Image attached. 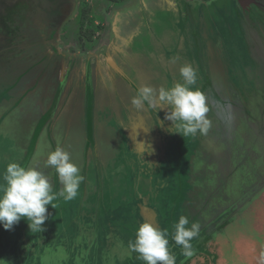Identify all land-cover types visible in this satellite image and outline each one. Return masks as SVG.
Listing matches in <instances>:
<instances>
[{
    "label": "rangeland",
    "instance_id": "374dc122",
    "mask_svg": "<svg viewBox=\"0 0 264 264\" xmlns=\"http://www.w3.org/2000/svg\"><path fill=\"white\" fill-rule=\"evenodd\" d=\"M32 1L33 0H0V83L9 82L11 84L13 81H16V87L10 94L11 96H14V93L18 91L17 93L19 96L18 99L15 98V101L12 104H1L2 102H7L9 96L5 97L4 95V100L1 99L2 102L0 101V123H2L3 120L4 122L6 121L5 124L2 125L4 126V129H0L2 132V136L0 137V173L3 172L4 167L10 161H15L19 164H22L25 155L29 153L30 159L28 162L26 161L27 167L37 168L39 171L47 175L50 180L53 171L56 178L57 174L55 173L54 169L51 167H46L45 161L47 159L48 153L54 151L57 145H59L70 154L71 161L80 168L81 174L85 176V181L80 184L78 195L72 201H64L63 198H58L53 201V203L56 204V208L52 209V212L55 213V215H53L55 218L58 217V213L62 210H65L72 216L75 215V211L80 209L84 210V208H88L89 211L90 209L91 211H97L99 207L102 214L106 213V211L108 212L110 208L115 210L118 207L117 203L120 200L121 193H124L125 195L123 201L134 198L139 199L142 194L140 192L139 186L141 182L145 180L146 183L151 182L152 184V191L151 188L150 191L154 193V195L151 196V204L154 203L156 205H163L164 202H167L169 207H173L174 210L175 208L177 209V206H180L181 204L178 210L180 215L181 211L184 210L183 215L187 216L189 219L197 216L196 222L199 223L201 227V219L206 212L205 210H201V208L205 205L203 203H206V201L209 200V194H213V208L216 205L214 204V200L220 196V192L226 197L227 189L230 185V176L233 175L235 170V165H230V159L232 163L236 164L241 162L242 158V162H244L247 158L253 157L254 154L251 151H248V149H243L242 153L237 152L240 150L239 147L241 148L243 146L244 148H247L249 145L245 143L246 141L244 138L241 136L238 137L235 134V131L238 129L237 124L240 125L244 121H249L251 117H254L256 114L258 115L262 110L264 111V90L259 91L264 86V65L262 71L255 70L252 77L253 83L251 85V91L244 94H242V90H240V93H238V91L233 88L237 86L236 84L238 83V80H235L233 74L234 72L232 73L230 69L231 67L233 69L235 68L236 71L238 70L242 74L243 72H247L246 69L248 67H251L248 57L241 53V46L248 47L252 58L256 61V56L253 54V49L251 48V43L253 40L259 45V48L262 49L264 53V27L260 25L261 22L258 24L259 27L256 26L253 29H249V27L245 24L246 27H244V29L246 31L241 33L240 29L238 30L239 23L236 20L234 21L233 15L230 19L233 20L232 23L228 20V23L231 24L230 26H227L228 32L226 30L227 27L224 25V21L221 18L218 20L212 19V25L210 24L209 26L210 30L208 31V28H201L198 30L200 36L197 37L194 42H198L200 45L205 46V54L203 53V55H199V59L197 60H193L190 55H187L186 57L184 56L183 62L180 63V65L190 63L193 67H196L198 75L197 86L206 95L207 104L210 109V111L207 113V117L209 120H212L211 122H213V152H211L212 149L210 150L207 148L208 151L213 153V170L210 171L206 168V160L207 158L209 159V156L211 155L205 154L203 157H199L198 154H201L202 156V153L204 152H201L200 149L196 150V148H200V143L202 141L199 142L198 140H195L194 142L193 137H182L179 133L173 132L172 134L175 133L177 136L176 138L173 137L170 140L175 143L178 141L180 146L178 149L175 147L176 150L173 149L175 152L172 151V156L169 154L170 156L165 160V162L162 163V165H154L155 174L153 172L150 174L148 170L137 171V169L143 168V166L138 163L139 156L137 155L139 154H137V152L139 151H132L130 149V142L125 141V139H122L121 136L114 147L112 156H110L111 153H105L103 156H98V160L100 161L98 163L100 164H94L92 161H90L93 159V157L97 158V150H95V146L98 143L97 139L100 138V135L102 136V134L99 132H101L103 128L101 125L99 126L98 124H95L93 125L94 128L92 131L91 129H86L88 127V122L86 120L84 123V117H82L78 111L80 99L77 88H74L71 97L70 92L69 97L66 98L65 101H68L67 105H65V102L63 101L57 104L54 115V118H60L61 122H63L64 119L67 121V123L69 120L71 121V129L68 131L66 136H64L63 132H61L62 124L59 122L60 120H57L55 124V120L52 122L48 120H42L43 116L49 110L52 98L49 92H43L41 89L43 85L42 81L47 83L45 85L48 86L53 82V79L47 74H44L42 78H40V74H38L37 69L34 66L37 58L41 55H39L40 51H43L41 50V45L38 44L39 36L37 35L40 31L38 29L39 25L43 24L42 20L44 19H41L42 16L40 17L37 11H35L33 8L34 5L32 4ZM78 1L80 4L78 8V14L73 13L74 16L67 15L61 19L58 18L59 20L54 18V20L57 21L58 26L57 32L53 36L54 50H57V54L62 53L67 55L68 58L73 56H76L77 58H86L87 53H90L92 54L91 56H97L100 66L101 64L103 65L104 62L102 60V55H109V53L112 52V43L114 42L112 38L113 35H115V28L117 27V24H119L118 26H121L122 24L120 22H124V20H126L125 16L122 15V7L125 5L128 6L131 11V15L135 19L141 18V13H143V17L145 18L147 15L145 14V11L142 10L144 7L142 8L140 1L138 0L129 1L122 6L109 4L104 0ZM179 3L181 4L183 13H187L188 10L189 14L187 13L186 15L189 16L186 17H191L192 15H190V10H194L195 8L200 14L213 15L212 12L210 13L209 9V6L211 5L210 1L201 2L194 0H179ZM217 3L219 5L223 4L222 1ZM82 9L87 10V18L94 21L93 25L90 27V30H92L91 32H93V44L91 46L88 45L86 37L81 39L78 37V16ZM165 15L167 14H162L164 20L167 19V16ZM176 15H178V13H174L172 17L176 18ZM106 19L107 21L105 22ZM253 20L255 21L256 19ZM128 22L129 21L124 22L123 26ZM147 22L149 23L151 21ZM144 24H146L145 21L143 22V28ZM97 25L102 26L103 30L101 32L95 31L94 28ZM169 25L170 23L167 20V23H165L163 29L169 27ZM22 26L23 28H21ZM85 26L86 23L82 28V35L86 34ZM143 28L141 29V33L144 31ZM138 30L140 31V28ZM155 31L156 34H159L161 29L155 28ZM151 34L152 31L150 34L148 33L147 36H143L142 39L145 40V42L154 43L152 46L154 51H159L160 53L162 52L161 49L165 51L168 45L165 44L164 46H161L156 44L155 39L154 37H151ZM154 36L157 35L154 34ZM228 36L229 38H231V36L235 38H233L231 41H228V50H225L226 53L224 54L225 41L226 37ZM158 37L160 40L161 34L160 36H157V38ZM241 37L242 39H240ZM169 38L170 40L167 41H170L171 44L172 39L171 37ZM180 40L181 42L179 45L181 46L183 38ZM218 40L224 41L220 42V47L213 45V41L219 42ZM147 45H150V43H147ZM43 47L49 50L48 45H44ZM231 49L236 50V55H239L237 58L235 55H230L231 52L233 54ZM51 50L52 49L50 48L49 52H51ZM30 53L33 58L27 57L29 58L27 59V62L23 61L25 62L23 64L24 67H10L13 62H19L17 57L20 54L22 55L18 59L21 61L22 56H27ZM109 56L111 57V55ZM34 57L36 60H34ZM210 59H212L211 63ZM7 66L12 70L6 71L8 69ZM8 73L9 75L13 76V78L10 79L12 82L8 80L9 76L8 78L3 77ZM73 82H75V80H73ZM255 89H259V93H255ZM251 92H253V94H251ZM213 94L215 95V99L213 98ZM101 95V91L96 92L97 97L101 98ZM71 101H74L77 109L75 108L74 110V105L72 103L70 104ZM92 102L93 106H95L93 107L94 114V112H96L98 109L97 106L101 104V101L99 102L97 98H93ZM257 106H261V108L258 109ZM81 108L82 107L79 106L80 112ZM152 109L156 112V109ZM79 116L80 118H78ZM93 116L95 117V122L97 123V115L94 114ZM83 123L86 129L85 139L83 136ZM169 123L171 125L169 126L172 128V122L169 121ZM113 124L115 123H113V119L111 118L107 127L113 129ZM160 124L161 121H157L156 128L160 126ZM59 127L61 131L59 130ZM212 127L210 129H212ZM156 130L157 129H155V131ZM116 131L118 132L117 128ZM208 133H210V130ZM209 135L210 134L201 135V140H205ZM89 137L90 139H93V141L95 140L92 153L91 151L88 150V152L86 150ZM197 139H199V134ZM209 143L211 144L210 141ZM112 145L114 146V144ZM236 147L238 150L234 149ZM179 152L183 153L181 155L180 173L178 175L177 170L175 169L173 171L172 168L176 160L178 162L180 161V157L177 158ZM196 155H198L196 162L200 164L199 166H201L199 167L200 170H194L189 166L192 165V160L196 157ZM86 157L89 161L86 160ZM256 158H259V156L256 155ZM85 160L86 162L84 163ZM171 161L173 163L170 169H168V162ZM172 179H174L173 183H171ZM206 182L213 183L211 186H208ZM0 183H2V181H0ZM52 186L54 193H59L62 187L60 181L57 184L52 182ZM190 187H192V190L200 189L198 196H196L197 198H195V200L192 199L191 202L189 199H187L188 196L186 197V193ZM89 191H91V193ZM255 196V199H258V196ZM145 198L146 196L141 197V200L144 201ZM255 199L252 202V206L253 209H257L256 211L259 214L254 215V226L248 212L245 216L239 217L244 231L237 233L234 237V232L231 229H221V232L214 234V239L216 241L218 239L220 242H223V250H220L219 253V249L216 252V250L213 248V264H240V260H238L239 257L240 259L242 258L247 260V257L249 256L247 253L248 248L245 247L242 242H240L242 236L241 234H243L242 237L247 236L250 240L261 238L256 228L259 230L260 226L264 222V212H261V210L264 209V205H260L263 204L264 198L260 199V201ZM209 203H211V200H209ZM151 204L149 205L151 206ZM152 206L155 207L154 205ZM208 208L209 205H207V210ZM244 208H246V206L243 207L242 210ZM208 211H210V209ZM139 213L141 218L144 219L141 209ZM153 213L155 214V212ZM215 215L216 214H214L213 211V218ZM67 216L70 218L72 217L70 215ZM148 217V220L152 219V221L155 222L156 216L150 217L148 214ZM220 224V222L217 223V227ZM133 227L134 226H132L131 229ZM56 228V230L50 233V236L54 235V241L52 243L60 245L59 243L62 241H60L59 238L61 237L64 230H61V225H56ZM237 228L240 231L241 228ZM12 229H14V226ZM66 236H69L68 232ZM46 240L47 243L44 244L49 247L51 245L50 238L49 240ZM61 240L63 239L61 238ZM89 240L91 241V239ZM234 240L236 241L233 242ZM53 247L55 246H51V249ZM114 247L115 245L113 248ZM204 247L207 248L208 244H204ZM260 249L263 251L261 253L263 257L258 258V255L260 254L259 253L255 255V259H253L251 262V259H249V264H264V244L261 245ZM126 250L127 249L123 248L122 243L119 242L116 251L114 250L115 258L113 259L111 256H108L110 260H108L109 263L107 261L106 264H123L125 259L130 258ZM170 250L171 249H169V251ZM52 252L53 251H50L49 248L48 251H46V254L40 258L39 264H63L62 260L66 259L67 257L60 250V247H57L54 253ZM87 253L88 252L85 251L83 255L86 256ZM116 254H118V256ZM206 254L211 256L212 253L206 250ZM175 256L176 259H178L179 254H176ZM79 260L80 259L78 258V261ZM83 262H86V260L84 259ZM4 263L14 264L12 263V260L9 261V263ZM28 263L29 262L25 264ZM194 263L209 264L207 260H203L201 263L198 261ZM124 264L133 263L125 262ZM137 264H146V262L141 260Z\"/></svg>",
    "mask_w": 264,
    "mask_h": 264
},
{
    "label": "flooded vegetation",
    "instance_id": "af4514ba",
    "mask_svg": "<svg viewBox=\"0 0 264 264\" xmlns=\"http://www.w3.org/2000/svg\"><path fill=\"white\" fill-rule=\"evenodd\" d=\"M237 2V1H236ZM32 4H35L36 6H38L39 13H40V17L42 20L43 24L39 25V33L37 36H39V41L38 44L41 45V50H43L42 52L40 51L39 55L40 57L37 58V60L34 57V60H36V62L34 63V66L37 69L38 74H40V78H42V76L44 74H47L48 76L52 77V83H50V85L46 86L45 84L47 83H43L41 89L43 90V92H49L50 95L52 96L51 98V102L52 99L57 91V89L59 88L60 85V79L63 77H66V79L64 80V83L62 84L63 86L61 87V93H60V97L58 100V103H60L61 101L65 102V105H67L68 101H65L66 98L72 96V92L74 91V88H77V90L79 91V99H80V105L81 108V112L78 106V111L79 114H81L83 116V112L85 113L86 110L83 111V109L85 108V100L88 94V88H87V82H86V62H89V68L91 71V77H92V96L93 98H97L99 101L100 97L96 96V91H97V87L98 85H102L103 83L105 84V82L103 81L104 79H109L107 78V76H110L112 78V82H116L117 80H121V76L118 75L113 69H111V67L107 64L106 62V55H102V60L105 62H103V65L99 63L98 58H93L90 59L86 56V58H77L76 56L68 58L67 55H63V54H51L49 53L50 48H52L53 45V36L55 35V33L57 32V21L54 20L57 19H61L64 16L67 15H71V10L72 12H74V10L76 11L75 13L78 14V8H79V1L78 0H33ZM239 6V5H238ZM240 8V7H239ZM242 16V24L245 26V24L249 27V29H253L254 27H259V23L261 22V26L264 27V0H255V2L253 4H250L249 6V10L246 11H242L240 10L239 12ZM73 14V13H72ZM59 18V19H58ZM253 19H256L255 21ZM263 21V22H262ZM59 24V21H58ZM23 28V26L21 27ZM141 30V29H140ZM143 32V31H142ZM250 32V31H248ZM144 33V32H143ZM142 34V33H141ZM249 35V34H248ZM252 36V35H251ZM251 42V41H250ZM44 45H48V49L43 47ZM43 47V48H42ZM251 48L253 49V54L256 56V62L260 64V68L258 70L262 71L263 69V65H264V53L262 51V49L259 48V45L253 40L251 43ZM126 54L125 57L126 62L124 63V66L122 67V65L119 62V59H116L115 57L111 56L113 61L119 66L121 67L123 74L127 75V73H129L130 69H134L135 66L133 64V61L130 59L133 56V53L130 52V47H127V49L125 50ZM22 54H20L17 57V60L19 62H13L10 67H24V63L27 62V59L31 58L32 55L31 53L27 56H22V60L20 61L18 58L21 56ZM25 55V54H24ZM29 57V58H27ZM33 58V57H32ZM25 61V62H23ZM34 67V68H35ZM101 67V68H100ZM8 68V66H7ZM22 68V67H21ZM33 68V67H31ZM29 68V69H31ZM8 70H12L11 68H8L6 71ZM22 71V70H21ZM134 72H136L135 70H133ZM125 72V73H124ZM61 73V74H60ZM104 73V74H103ZM105 73H107V76L105 77ZM125 75V76H126ZM262 75V73H261ZM110 78V79H111ZM146 78L143 76L142 81H144ZM73 80H75V82H73ZM75 83V85H74ZM49 84V83H48ZM104 84L102 86H104ZM260 85V84H259ZM61 86V85H60ZM108 86H113V84H109ZM114 89V90H113ZM260 89V88H259ZM259 89H255L254 91H257ZM264 89V86L263 88ZM72 90V91H71ZM135 91H131L128 90L127 88H124L123 90H121L120 88L115 89V87H112L110 93L108 95H113L116 96V98L118 99L119 103L121 105H123V101L125 100L126 102V106H131V100L132 98L135 96ZM109 98V97H108ZM113 100V98L111 99ZM57 103V104H58ZM74 105V110L75 108L77 109L76 104L74 103V101H71L70 104ZM147 105L145 104L144 106V111H143V117L147 116V122H149L148 119V115L150 108L146 107ZM57 107V106H56ZM255 107V106H254ZM108 109V113L105 116V121L103 122H107L108 121V125H109V121L112 118L113 121H115V119L117 120V118L119 117L120 114V105L118 103H110L107 107ZM257 108H261V106H257ZM106 110V111H107ZM153 110V109H152ZM56 111V110H55ZM55 115V114H54ZM117 116V117H116ZM80 118V116L78 117ZM55 120V121H54ZM57 120H60V118H53L52 121L57 122ZM92 121L95 122V117H92ZM212 121V120H210ZM62 124H60V127L62 128L59 130L61 132H63L64 136L67 135L68 131L71 129L70 128V124L71 121L69 120L68 123L67 121L64 119L63 122H61V120L59 121ZM100 124V123H99ZM238 125V129L237 131H235V134L239 137L241 136L242 138H244V140L246 141L245 143H247L249 146L247 148H244L243 146L238 150V148H234L237 149L236 151L238 153H242L243 149H248V151H251L253 154V157H249L247 158L244 162L243 158L241 160V162L239 163H232L231 159H230V165H235L234 166V172L233 175H231V179H230V185L229 188L227 189V193H226V197L223 195V193L221 194L220 192V196L218 198H215L214 200V204L215 207L213 208V194L210 193L209 194V200H211V203H209V200L206 201V203L204 206H202L201 210H205L206 212L203 215V218L201 219L202 225L199 229V234H203V238L199 240L198 244H197V248L200 247L202 245V243H204L205 245L208 244L207 250L210 251L213 254V248L216 250V252L219 249V253L220 250H223V242H220V240L217 239V241L214 239V234L217 232H221L220 230H227V229H231L233 230V237L241 232L244 231L243 226L241 225V222L239 220V217L245 216L248 212L249 216L252 219V224L254 226V215L255 214H259L256 210L257 209H253L252 206V202L254 201V199L256 198L255 195H257L258 200L260 201V199L264 198V111H260L259 114L254 115V117H251V119L249 121H244L242 122L240 125ZM106 131L102 129L101 132H99L100 134H102V136L100 135V141L99 139H97L98 143L95 146L97 150V161L98 160V156H103L105 155V153L110 154V156H112L113 154V150L114 147L116 145V143L114 142L113 138H114V132L116 131L115 128H113V131L108 129L106 126ZM110 130V131H109ZM210 134L208 136V138H206V144L210 145V147L212 148L211 152H213V130L210 131ZM207 137V136H206ZM211 142V144L209 143V141ZM205 140H203L202 142H204ZM117 142V141H116ZM114 144V146L112 145ZM246 145V144H245ZM94 149V148H93ZM92 149V151H93ZM87 150V149H86ZM91 151V149H90ZM91 151V153H92ZM204 152V151H203ZM210 151H206L203 153V155H211L209 156L210 158L206 160V168L209 169L210 171L213 170V153H211ZM99 154V155H98ZM199 157H203V155L201 156V154H198ZM198 155H196L195 158H193L192 160V165H189L190 168L192 167L194 170H198L200 164L197 163L196 159L198 158ZM256 155L259 156V158H256ZM195 156V155H194ZM193 156V157H194ZM93 157V156H92ZM87 159V157H86ZM92 160V159H91ZM90 160V161H91ZM191 163V161H190ZM140 167V166H139ZM152 167V166H151ZM150 168V170L148 168H140L141 170H147L149 171V173H152L153 168ZM200 170V169H199ZM213 182H209L206 184L208 186H211ZM148 185H151V182H149ZM152 191V188H151ZM255 191V192H254ZM195 192L192 193V199L195 200V198H197L194 194ZM223 195V196H222ZM189 199V198H188ZM141 202H143L141 200ZM165 204V202H164ZM202 204V205H203ZM207 205H209L208 210L210 209V211L207 210ZM260 205H264L260 204ZM243 210L242 208L245 207ZM149 216H156V220L155 222L152 221V219L147 220L148 222H150L151 224L156 225L157 228L161 229L162 226L159 224L160 219H159V214L156 212V210H149ZM147 211V212H148ZM213 211L214 214H216L213 218ZM256 213H255V212ZM155 212V214L153 213ZM261 212H264V209L261 210ZM220 214V215H218ZM218 216V217H217ZM220 216V217H219ZM145 221V219H143ZM215 220V221H214ZM146 222V221H145ZM221 223L218 227H217V223ZM264 223V222H263ZM262 225L260 226V229L258 230L256 228V230L259 232L261 238H256L253 240H250L249 237L247 236H243V234H241V241L242 244H244L245 247L248 248V257L247 260L246 259H240V257L238 258L239 263L240 264H249V259L250 262L255 259V255H258V258H262L263 255H261V253L263 252L262 249H260L261 245L264 244V226ZM241 228L240 231L237 228ZM256 227V226H255ZM161 230H165V229H161ZM223 240V239H222ZM236 240H234L233 242H235ZM119 244L115 243V247L112 248V253L114 254V250L116 251L117 246ZM195 252V251H194ZM254 252V253H253ZM124 253V251H123ZM196 253V252H195ZM211 254V255H212ZM118 256V254H116ZM252 255V256H251ZM201 255L200 257H196L195 258V254L193 256H191V259L189 261L188 264H195L194 262H199L201 263V261H205L207 260L209 264H213V258L212 256H204ZM185 259V258H184ZM196 260V261H195ZM184 261V260H182ZM13 263V262H12ZM177 264V263H176ZM179 264H181L179 262Z\"/></svg>",
    "mask_w": 264,
    "mask_h": 264
},
{
    "label": "trees",
    "instance_id": "16d2710c",
    "mask_svg": "<svg viewBox=\"0 0 264 264\" xmlns=\"http://www.w3.org/2000/svg\"><path fill=\"white\" fill-rule=\"evenodd\" d=\"M108 2L109 4H113L116 6H122L129 1L132 0H104ZM201 2H211V5L209 6L210 13L212 12V16L208 14H200L198 11H196V8L194 10H190L192 15L191 17H186L189 15H186L188 13H179L176 15V18L172 17L174 13L167 14L166 20H163L161 22V27L163 28V24L169 21L170 26L162 29V32H166L169 34L171 39L174 40V47L172 48V54L173 55H183L185 54L190 55L192 58L196 57L199 59V55L205 54V46L200 45V43H194L196 38L200 36V33H198V30L201 28H205L208 31L210 24L212 23V19H222L224 21V25L230 26L231 24L228 23V20L232 23L233 20L231 19V16L233 15L234 21H238L239 26L238 30L240 29V32L243 33L246 30L244 29V25L242 24V16L239 13L240 8L236 2V0H196ZM222 1L223 4L219 5L217 2ZM225 4V5H224ZM228 5V6H227ZM216 6V8H215ZM222 7V8H221ZM201 8V7H200ZM221 8V9H220ZM213 9V10H212ZM220 9V10H219ZM212 10V11H211ZM87 10L82 9L78 16V25H79V32L78 37L81 39L83 37H86L87 43L89 46L93 44L92 36L93 32L90 30V27L93 25L94 21L92 19H88L86 16ZM189 14V13H188ZM86 23L85 30L86 34L82 35L83 32V26ZM88 24V25H87ZM212 25V24H211ZM89 27V28H88ZM95 31L101 32L102 26L97 25L95 26ZM206 30V31H207ZM228 32V27H227ZM160 34V33H159ZM158 35V34H157ZM242 36V35H241ZM183 38V43L181 45V48L179 49V43L181 42L180 39ZM233 36L231 38L226 37L225 46H224V54L226 53L225 50H228L227 44L228 41H231ZM242 39V37L240 38ZM213 41V45H216L217 47H220V42H224L223 40ZM203 44V43H202ZM227 47V49H226ZM241 53L245 54L246 57H248V61L250 62V66L246 69L247 72H243L242 74L236 69L231 67V72L234 74L235 80H238V83L236 84V87H233L238 93L242 90V94L248 93L251 91V85L253 83L252 77L254 75L255 70H258L260 68V64L257 63L251 56V53L248 50V47L241 46ZM233 51V54L231 52L230 55H235L236 58L239 56L236 55V50L231 49ZM143 52V51H142ZM143 54H147V51H144ZM223 56V55H222ZM259 71V70H258ZM9 76V78H8ZM5 78L10 79L13 78L12 75H9V73L5 76ZM12 82V81H11ZM16 82V81H15ZM14 81L10 84L7 83H0V101L1 99H4L6 96L10 97V93L13 92L16 87V83ZM229 83V82H228ZM242 84V86H241ZM249 84V86H248ZM229 86V84H228ZM231 88V86H230ZM264 89H261L259 91H263ZM259 91H254L255 93H259ZM7 94V95H6ZM253 94V92H251ZM5 95V97H4ZM215 95L213 94V98ZM89 101V103H88ZM93 96L91 95V98L86 97L85 105H86V111L85 114L87 116V112L89 110V121L87 130L92 131L94 128L92 125V117H93ZM89 104V106H88ZM199 142L201 140L197 139ZM95 144V140L93 139L88 140L87 144V150H92ZM29 153H27L24 157V160L21 165L24 164L26 166V161L28 162ZM94 164H97V158H94L91 160ZM100 162V161H99ZM100 164V163H98ZM140 171V169H137V171ZM56 184L58 183V180L56 178ZM143 184H146V181H143ZM91 193V191H89ZM198 196V193L200 192V189L192 190V187L189 188L188 192L186 193L187 199L189 198L190 202L192 201V193ZM189 193V194H188ZM89 194V193H87ZM188 194V195H187ZM185 197V198H186ZM124 193L120 194V200L117 203L118 207L114 210L110 208L108 212L102 214L101 210L98 209L89 211V209L77 210L75 211V215L68 214L65 210L60 211L58 214V217L55 218V213L52 212V207L47 206L48 213H50L49 218L45 221L43 227V231L41 232H31L28 228V223L26 220L21 219L20 222L16 225H14V229L6 232V229L3 228L2 225H0V264L1 262L9 263V261L12 260L14 264H25L29 262L28 264H39L40 258H42L46 251L50 248V251L52 250L54 253L57 249V247H60V250L66 255V259L62 260L63 264H106L109 259L108 256H112V248L115 245V243L119 244L122 243L123 248L127 249V253L131 254L130 258H127L124 260L125 262L137 264L141 261V259L138 258V253L135 251H132L129 249V242L135 240L136 230L139 227L140 224L145 222L139 213L138 205L135 204L136 199H130L125 200ZM122 199V200H121ZM133 204H132V203ZM139 199V203H140ZM173 205V204H172ZM174 206V205H173ZM181 206V204H180ZM174 210V208H170L168 204L162 205V213L159 214L160 222L159 224L162 226L161 229H165L168 232L167 239L169 240L168 248L171 249L170 252L174 255L179 254L178 259H176V263L179 264H188L191 257H185L182 253L181 247L177 246L175 244V241L173 240V234H174V224L178 222L180 212L179 207ZM87 211V212H86ZM99 212V214L97 213ZM72 216L71 218L67 215ZM184 214V210L181 211V215ZM67 216V217H66ZM197 217V216H196ZM194 217L192 219H189L191 225L192 222H196L197 218ZM133 221V222H131ZM56 225H61L62 235L59 238L61 243L60 245H57L56 243H52L54 240V235L50 236V233L54 230H56ZM134 226L131 229V227ZM127 227V228H126ZM121 229V230H120ZM67 232L69 233V236H66ZM52 235V234H51ZM121 235V236H120ZM50 238V246H46L47 240ZM61 238L63 240H61ZM203 238V234H199L198 237L194 238L191 243L194 248V254L195 258L198 256H208L206 254L207 248L204 247V243L200 247L197 248V244L200 239ZM91 239V241L89 240ZM38 240V241H37ZM41 240V241H40ZM66 240V241H64ZM67 242V244H66ZM62 244V245H61ZM55 246L51 249V246ZM88 252L86 256L83 255L84 252ZM49 254V253H48ZM213 258V254L211 255ZM176 257V256H175ZM78 258L80 259L78 261ZM185 258V259H184ZM86 260V262H83V260ZM114 259V258H113ZM184 260V261H182ZM109 263V261H108ZM123 263V264H124ZM117 264V263H116Z\"/></svg>",
    "mask_w": 264,
    "mask_h": 264
},
{
    "label": "clouds",
    "instance_id": "9594fccd",
    "mask_svg": "<svg viewBox=\"0 0 264 264\" xmlns=\"http://www.w3.org/2000/svg\"><path fill=\"white\" fill-rule=\"evenodd\" d=\"M182 82L172 87L142 85L131 104L141 109L145 103L152 107L167 106L165 119L172 122L175 133L182 137L207 135L211 121L207 117L210 111L206 95L197 86V70L190 63L180 68ZM46 167L54 169L62 185L59 193L53 192L50 178L35 167H27L10 161L0 173V225L11 230L21 219H25L31 232L43 231V225L49 218L47 206L56 208L54 200L63 198L72 201L78 195L79 186L85 181L80 168L71 161L70 154L57 145L47 155ZM180 215L174 224L173 240L181 247L183 255L191 257L194 248L191 241L198 237L200 224ZM167 230H161L150 222H143L136 230L135 240L129 242V249L138 253V258L146 264H176V257L169 251Z\"/></svg>",
    "mask_w": 264,
    "mask_h": 264
},
{
    "label": "crops",
    "instance_id": "0c3cea01",
    "mask_svg": "<svg viewBox=\"0 0 264 264\" xmlns=\"http://www.w3.org/2000/svg\"><path fill=\"white\" fill-rule=\"evenodd\" d=\"M140 1V4L142 6V8L144 7L146 18L143 17V13L141 18H137L135 19L132 15H131V11L129 9L128 6H123L121 9L122 11V15L125 16L126 20H124V22L129 21L128 23L124 24V22H120L122 25L118 26L119 24H117V27L115 28V35H113V40L114 42L112 43V52L109 53V55L115 57L116 59H119L120 64L122 65V67L124 66V63L126 62V49L127 47H130V52L133 53V56L130 58L133 61V64L135 66V68L130 69L129 73H125V77L127 80L121 78V80H117L116 82H112V78L110 76H107V73H105V77L107 76V79L103 78L102 82H105L104 86L102 85H98L97 87V91L96 92H100L102 93L101 98H99V102L101 101V104L98 105V109L96 112H94V114L97 115V123L93 122L92 120V125L98 124L99 126L101 125L103 130L106 131V126H108V121L107 122H103L105 121V115L109 114L108 113V105L110 103H118L121 107L120 109V114L119 117L117 118V120L115 119V121H113V128H117V131H113V129L110 127H107L108 129L112 130V132H114L113 134L115 135L113 140L115 143H117L116 141H118L121 136L122 139H125V141H129L130 142V149L134 152H137V156H139V161L138 163H140L141 166H143V168H149V166L153 169L152 172L154 173V165H162L163 162H165V160L171 155V152L175 149V147L178 149V147L180 146V143H175L172 142L173 137L176 138L177 135L172 134L175 129L171 128L170 123L168 120L165 119V113L168 112L170 109L165 105L162 106L160 109L159 107H152L151 105H148L147 103H145L147 106L150 108L149 114L148 115V119L149 122H147V116L143 117V109L144 106L141 109H135L132 105L125 107L126 106V102L125 100L123 101V105H121L118 101V99L116 98V96H114L115 94L108 95L112 89V87H115V89L120 88L121 90H123L124 88H127L128 90L131 91H135V95L138 91V89L142 86V85H151L155 88H159L160 86H165V87H172L174 85L175 82L180 81L182 82V78L180 76V68L183 65H180L181 62H183L184 60V56L186 57L185 54H183V59L181 55H173L172 54V48L174 47V40L172 39L171 44L170 41L168 42L167 40H170V36L168 33L166 32H162V27H161V22L164 20L162 17L163 13L166 14H170V13H175V14H179V13H183V9L181 8V4L179 3V0H138ZM196 1V0H194ZM33 8L35 9V11H37V13L40 15L39 10H37L38 6L36 7L35 4H33ZM140 8V7H139ZM182 9V10H181ZM76 11L74 10V12H72L71 10V15L74 16V14ZM141 12V11H140ZM213 12V11H212ZM161 13V14H159ZM161 15V16H160ZM71 16V17H72ZM70 19V18H69ZM145 21L146 24H144V28H143V22ZM107 21V19L105 20V22ZM147 21H151V22H147ZM167 23V22H165ZM165 23L163 24V27L165 25ZM24 26V23H23ZM139 26V27H138ZM18 28V27H16ZM142 29L143 28V32L141 34V30L139 31L138 29ZM155 28L161 29V38L159 40V37L157 38V36H160V34H156ZM152 31V36L155 39L156 44H159L161 46H164L165 44L168 45L167 48L165 49V51L163 49L162 52L160 53L159 51H154V48H152V46L154 45V43L152 42H145V40H143V36H147V34ZM133 32V33H132ZM133 34V35H132ZM157 35V36H154ZM54 41V40H53ZM181 41V40H180ZM53 43V42H52ZM147 43L150 45H147ZM180 43V42H178ZM183 43V42H182ZM54 45V44H53ZM182 45V44H181ZM180 46V45H179ZM102 47V46H101ZM181 48V46L179 47V49ZM51 54H57V50H54V46L51 48ZM156 49V48H155ZM104 51V50H102ZM143 51V52H142ZM144 51H147V54H143ZM62 54V53H59ZM65 55V54H63ZM92 54L87 53V57L90 59H95L97 58V56H91ZM99 55V54H98ZM101 55V54H100ZM74 57V56H73ZM197 60L196 57L193 58V60ZM210 63L212 62V59H210ZM195 67V66H194ZM196 68V67H195ZM123 69V68H122ZM133 70H135L136 72H134ZM104 74V73H103ZM143 76L146 78L144 81H142ZM111 78V79H110ZM175 81V82H174ZM113 84V86H108L109 84ZM171 83V84H169ZM114 90V89H113ZM18 92V91H17ZM14 93V96L8 97V101L7 102H2L3 103H9L12 104L15 101V98L18 99V93ZM109 97V98H108ZM113 98V100H111ZM4 100V99H3ZM96 104V103H95ZM95 107V106H94ZM152 108L156 109V112L154 110H152ZM86 109H83V111ZM107 110V111H106ZM143 110V111H142ZM106 113V114H105ZM93 114V115H94ZM84 117V123L87 120V116L86 114L83 112V116ZM117 117V116H116ZM3 120V119H2ZM157 121H161L160 126H158L156 128L157 125ZM6 122V121H5ZM4 120L2 121V123H0V129L3 130L4 129V125L5 124ZM110 122V121H109ZM83 123V136L85 139V134H86V129ZM100 123V124H99ZM111 125V124H110ZM170 125V126H169ZM211 125L213 126V122H211ZM211 126V127H212ZM155 129H157L155 131ZM1 130H0V137L1 135ZM109 130V131H110ZM213 130L210 129V131ZM172 131V132H171ZM199 134V133H198ZM198 134H197V138H198ZM196 137L193 138L194 142L196 140ZM184 139V138H183ZM199 140H201V135L199 134ZM204 140V139H203ZM201 140V141H203ZM183 141V140H182ZM197 144V143H195ZM208 149H212L209 145L206 144V139L204 142L200 143V148H196L200 149L201 152H206ZM88 151V150H87ZM90 151V150H89ZM88 151V152H89ZM92 151V150H91ZM175 152V151H173ZM183 152H179L178 157H180V161L178 162L177 160L175 161V163L173 164V168L172 170L174 171L175 169L178 172V175L180 173V163H181V155ZM142 156H141V155ZM170 154V155H169ZM203 155V153H202ZM172 156V155H171ZM204 156V155H203ZM88 160V159H86ZM86 160L84 161V163L86 162ZM89 161V160H88ZM168 169H170L171 165H172V161L168 162ZM165 164V163H164ZM159 165V166H160ZM83 166V164H82ZM81 166V168H82ZM158 166V167H159ZM147 169V170H148ZM141 171V169H140ZM157 171V170H156ZM155 174V173H154ZM58 182L60 181L58 174L56 175ZM56 178H55V174L52 171V176H51V181L55 184L56 182ZM154 179V177H153ZM174 179L171 180V183H173ZM61 184V183H60ZM149 183L147 182L146 184H143V182H141L139 188H140V192L141 197L146 196V198L144 199L143 202L139 203V199L141 201V197L139 199H136L135 204L138 205V209L140 211H142V215L144 214L145 216H148L149 211L150 210H156V212L158 214L162 213V205H156L154 203L151 204V196L154 195V193H152L150 191V188H152V186L148 185ZM150 202V203H149ZM132 203V202H131ZM167 204V202H165ZM133 204V203H132ZM151 204V206L149 205ZM152 205H156L155 207H153ZM164 205V204H163ZM99 209V207H98ZM146 210V212H145ZM148 211V212H147ZM99 214V212H97ZM121 230V229H120ZM127 252V251H126ZM112 258H115L114 254L111 256ZM1 264H5L4 262H1Z\"/></svg>",
    "mask_w": 264,
    "mask_h": 264
},
{
    "label": "water",
    "instance_id": "95a60500",
    "mask_svg": "<svg viewBox=\"0 0 264 264\" xmlns=\"http://www.w3.org/2000/svg\"><path fill=\"white\" fill-rule=\"evenodd\" d=\"M236 1L238 2L237 4L239 5V7H240V9L242 11L249 10L250 4H253L255 2V0H236ZM105 59H106L107 64L111 67V69H113L123 79L127 80L126 77L123 74V71H122L121 67H119L109 55H106ZM86 70H87L86 71V82H87V88H88L87 97H88V100H89V98H91V95H92V91H91L92 90V87H91V85H92V82H91L92 81V77H91V71H90V68H89V62L88 61L86 62ZM65 79H66V77H64V78L62 77L60 79L59 83H60L61 86L59 85V88L57 89V91H56V93H55V95H54V97L52 99V102H51V105L49 107V110L43 116L42 120H44V121L45 120H48V121L53 120L54 114H55V110H56V106H57V103H58V100H59V97H60V93H61V87L63 86L62 84L64 83ZM88 103H89V101H88ZM88 106H89V104H88ZM88 115H89V110L87 112V117H88L87 121L90 123ZM29 159H30V156L28 158V161H29ZM145 212H146V210H145ZM142 216L144 217L145 221H147L148 218H149L148 216H145L144 214ZM128 255H129V257H131L130 253H128Z\"/></svg>",
    "mask_w": 264,
    "mask_h": 264
}]
</instances>
